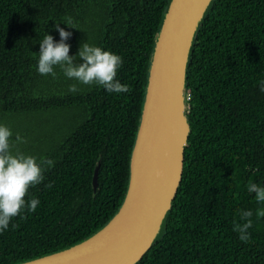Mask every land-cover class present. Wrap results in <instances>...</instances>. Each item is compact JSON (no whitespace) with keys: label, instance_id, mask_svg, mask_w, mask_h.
<instances>
[{"label":"trees","instance_id":"16d2710c","mask_svg":"<svg viewBox=\"0 0 264 264\" xmlns=\"http://www.w3.org/2000/svg\"><path fill=\"white\" fill-rule=\"evenodd\" d=\"M168 0H0V123L11 124L13 153L54 161L29 190L25 211L0 233V264L49 253L91 235L125 197L133 145L144 103L154 42ZM82 43L123 58L116 79L127 93H109L37 71L40 41L60 42L55 25ZM67 24H70L69 27ZM82 64L83 60L74 61ZM264 0H215L195 39L188 71L192 132L181 185L163 235L137 264H264ZM77 84L79 91L68 88ZM68 113L51 132L34 125ZM26 142L19 143L16 135ZM100 161L99 186L93 177ZM51 183V187L45 185ZM240 210L253 212L251 240L233 230Z\"/></svg>","mask_w":264,"mask_h":264},{"label":"water","instance_id":"95a60500","mask_svg":"<svg viewBox=\"0 0 264 264\" xmlns=\"http://www.w3.org/2000/svg\"><path fill=\"white\" fill-rule=\"evenodd\" d=\"M214 1L168 0L149 61L128 188L118 211L83 240L14 264H137L163 235L192 132L188 71L193 48ZM99 170L100 161L95 192Z\"/></svg>","mask_w":264,"mask_h":264},{"label":"clouds","instance_id":"9594fccd","mask_svg":"<svg viewBox=\"0 0 264 264\" xmlns=\"http://www.w3.org/2000/svg\"><path fill=\"white\" fill-rule=\"evenodd\" d=\"M69 27L70 24H67ZM59 32L60 42H55L52 35H45L40 41V51L37 71L41 75L56 77L55 66H59L65 77L77 81L83 85H99L109 93H127L129 86L116 79L119 69L123 64V58L111 51H105L99 46H92L87 42L82 43L76 56H70V45L65 41L72 33L65 31L60 24L55 25ZM83 60L82 64L74 61ZM260 91L264 93V81L259 84ZM68 91H79L77 84L69 86ZM13 133L10 128L0 125V233L7 230L10 221L23 212H36L40 201L36 197L27 199L29 190L42 183L45 179L46 168L54 166V161L42 158L38 161L35 156L26 155L23 152L13 153ZM19 143L26 142L23 137L16 135ZM51 187V183L45 185ZM250 193H255V199L264 203V187L250 182L247 186ZM257 217H264V209L256 211ZM253 212L240 210V219L243 223H235L233 230L239 235V239L248 243L251 234L248 231L253 227Z\"/></svg>","mask_w":264,"mask_h":264},{"label":"rangeland","instance_id":"374dc122","mask_svg":"<svg viewBox=\"0 0 264 264\" xmlns=\"http://www.w3.org/2000/svg\"><path fill=\"white\" fill-rule=\"evenodd\" d=\"M71 120L72 116L68 113H48L41 117L40 120L37 119L34 125L39 129V132H51L52 129H56L66 123H71ZM0 125H5L8 128L11 127V124L9 123H0Z\"/></svg>","mask_w":264,"mask_h":264}]
</instances>
